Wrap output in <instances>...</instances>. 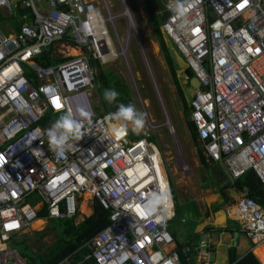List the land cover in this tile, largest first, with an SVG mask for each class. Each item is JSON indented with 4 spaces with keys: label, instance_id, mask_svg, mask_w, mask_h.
Masks as SVG:
<instances>
[{
    "label": "built area",
    "instance_id": "1",
    "mask_svg": "<svg viewBox=\"0 0 264 264\" xmlns=\"http://www.w3.org/2000/svg\"><path fill=\"white\" fill-rule=\"evenodd\" d=\"M121 1L124 10L113 15L106 0H46L45 13L38 9L42 0H22L31 20L16 35L0 29V264H30L13 244L43 211L50 220L74 218L88 192L90 207L98 202L109 211L110 224L79 248L87 252L82 260L72 255L58 264H180L168 231L174 216L169 172L152 142L153 133L163 130L172 139L169 117L156 123L145 116L141 132L116 137L111 114L103 106L97 115L91 105L101 86L94 63L104 68L123 62L131 69L134 39L149 67L127 1ZM13 2L0 0L1 23L17 17ZM176 4L170 0L162 8L161 32L199 78L191 119L202 154L207 164L224 166L231 181L253 170L264 184V0H199L183 19H177ZM118 20L125 23L122 36ZM50 49L55 51L48 57L58 61L40 63ZM68 108L78 120L83 108L92 123L84 122L86 134L61 157L49 151L46 130L53 122L44 119ZM181 172L191 170L183 166ZM157 193L164 196L162 211L147 213L144 205ZM234 209L247 239L264 246V206L243 198ZM208 245L199 247L202 264H213Z\"/></svg>",
    "mask_w": 264,
    "mask_h": 264
},
{
    "label": "rangeland",
    "instance_id": "2",
    "mask_svg": "<svg viewBox=\"0 0 264 264\" xmlns=\"http://www.w3.org/2000/svg\"><path fill=\"white\" fill-rule=\"evenodd\" d=\"M16 1L17 0H14V2ZM85 1L87 2L88 0ZM106 1L111 6L113 15H119L124 10L121 0ZM126 1L131 25L136 29V35L138 33L141 39L144 53L149 62V67L143 65L138 48L133 41L134 39H131V57L129 58L131 69H128L125 64L122 65L123 62L117 67L110 66L104 67L103 69L112 68L115 73L122 78L128 85L136 108L143 112L148 119L156 123H161L164 116L169 117V123L174 129L172 139H169L171 137L168 136L165 130L153 133L152 139V142L156 144L164 157L171 180L172 191H175L178 201L177 215L168 224V231L172 236H175L176 242L182 247L186 246L191 239L200 240L204 245H208L212 243L213 236L207 234L211 231L207 228H214L215 220L216 226H222V210L225 216L228 214L225 211V207L222 206L221 195L214 193L215 188H213L214 181L224 180L225 174L223 172L221 174L220 169H216L215 167L206 168L201 165L199 150L193 137H191L189 133L188 125H186V123L192 120L191 116L188 117L183 113L182 102L179 98L177 89L174 86L167 66L159 51V47L153 37L146 4L150 6V3H154L152 8L155 9L156 12H160V7H164L170 0ZM45 2L46 0H42V4H38L39 11L43 12L41 9H43L42 5ZM95 2L97 5L102 4V0H95ZM116 24L120 35H124L125 23L123 20ZM164 40L174 59L178 73L179 89L182 94H184L185 100H188L191 106L196 91L185 77V75H188V70L190 69L188 60L178 52L170 41L165 38ZM60 48L61 47H59V49ZM71 50L73 49H68L69 53H71ZM98 96V94H94L91 98V105L95 113L97 115L102 114L104 106L106 112L112 114V111L115 109L114 105H109V103L103 99V94H100V99H98ZM110 106L112 111L109 108ZM161 107L165 109L167 113H162L160 110ZM61 114L63 113H59L58 116L55 117V120L58 119ZM132 140L133 138L130 135L129 141ZM183 166H188L191 172L189 174H182L181 169ZM87 199L88 197L84 196L78 209V215H76L75 218H71L74 219L75 225L83 222V219L91 214V210H94V208H91L88 204ZM84 204L86 205V209H84L86 213H82ZM218 204H221V211L213 214L212 209ZM87 208H89V210ZM207 213L210 216L209 218H206ZM182 220H184V223H182ZM226 224L231 225L233 223L227 218ZM67 225L68 223L66 220L62 222V220H50L46 218L40 230L34 231L31 229L24 233L18 240V242L26 241L28 247L32 251L26 249V245L22 243L13 244V246L20 253L27 256H33V252H45L56 243L58 235L67 229ZM202 231V235H197L201 234ZM43 232H47V234L42 239L38 234H43ZM239 241L241 247L238 250V254L239 256H244V249L246 250L249 248L250 250L252 246L243 236H241ZM224 249L225 248H219L217 251L218 254H212L211 263L222 264L224 260L222 254Z\"/></svg>",
    "mask_w": 264,
    "mask_h": 264
},
{
    "label": "trees",
    "instance_id": "3",
    "mask_svg": "<svg viewBox=\"0 0 264 264\" xmlns=\"http://www.w3.org/2000/svg\"><path fill=\"white\" fill-rule=\"evenodd\" d=\"M152 5H154V3L153 4L150 3V6L146 4L147 14L152 26V33L154 40L156 41V44L159 47L161 56L163 57V60L167 66V69L174 83V86L177 89L179 98L182 102L183 113L186 116L190 117L192 116V108L189 104V101L185 100L184 94H182V92L179 89V82L177 79L178 73L175 67L174 59L173 56H171L169 48L165 44L164 36L162 35L161 32V25H162L161 16L159 15V12H156V10L152 8ZM161 8L162 7H160V9ZM61 9L65 10V7H62ZM51 51L52 49H50L49 52L41 56L40 58L41 61L39 60V62L43 64H50L52 63V61L57 62L58 61L57 59H51L48 57V54ZM94 66H97L99 71L98 81L101 85L99 89L100 94H103L104 90L109 88H115L116 91L119 93L117 100L113 104L115 109L112 111L111 106L109 107L113 113H115L118 110L117 106L120 103H124L125 105H127L128 103L134 104V100L133 97L131 96L128 85L122 80V78L119 75L115 73V71L112 68L103 69L99 65V63H94ZM188 75L192 79L195 77V73L193 72L192 69L188 70ZM189 83L191 85V81ZM56 116H58V114H54L53 112H50L46 115L44 121L54 122ZM186 125H188L189 133L191 137H193V140L199 150V159L201 165L206 168H210V167H215L216 169L221 168L220 171L222 174V167H219L218 165L210 166L209 164H207L206 159L202 154V148L199 143V134L196 124L191 120L188 123H186ZM225 175H226L225 180L223 182L224 185H222V179L216 180L214 181L213 188H215L214 190L215 193H219L221 197H223L226 203L233 202L235 204L241 197V198H252L253 200L257 201L261 206H264V184L261 182L260 178L253 170L248 171L244 176H242L241 178L235 181H231L229 179V176L227 174ZM171 190H172V186H171ZM172 194L175 204V216H176L178 201L174 190L172 191ZM220 206L221 204L214 206L212 212H218L220 210ZM206 216H207L206 218L209 217L208 213ZM45 217H46V212L45 211L41 212L40 218L43 219ZM66 222L68 223L67 229L58 235V239L52 247L47 249L45 252H41V253L33 252L34 253L33 256H27L25 254H22L27 258L30 264H58L64 258L72 255H75L76 261L82 260V258H84L87 255V252L83 251L79 253L78 252L79 248H81L91 238H94L98 233H100L110 224V212L106 211L98 202H95L94 210H92V213L88 217H85L83 219V222H81L78 225L74 224V219L66 220ZM46 234L47 232H43V234L39 233L38 235H40L41 238L43 239L46 236ZM193 236L197 237L196 235ZM173 238L175 240L176 252L180 256L181 264H193V262L185 261L186 258H184L181 255V250L183 247L176 242L174 235ZM192 241L193 240H190V242L186 244V246H190ZM18 243H22L26 245V249L31 250L28 247L26 241L17 242L15 244ZM231 255L233 258L231 261L232 264H261V263L264 264V249L259 251V253L257 254V257L261 263L255 258V256L251 252L239 262H237L236 260L237 259L236 251H232ZM83 264H95V261L88 259L84 261Z\"/></svg>",
    "mask_w": 264,
    "mask_h": 264
},
{
    "label": "clouds",
    "instance_id": "4",
    "mask_svg": "<svg viewBox=\"0 0 264 264\" xmlns=\"http://www.w3.org/2000/svg\"><path fill=\"white\" fill-rule=\"evenodd\" d=\"M81 1L86 2L85 0H81ZM198 2L199 0H183V2L177 0L176 7L174 9L177 14V19H183L187 11L195 7ZM86 3L97 5L95 0H88ZM162 8L160 9V12ZM65 11H69V9L65 7ZM71 49L76 50L74 48ZM118 96L119 93L116 91L115 88L105 89L103 92V99L106 100L109 103V105L114 104ZM56 107L59 108L57 105ZM117 108L118 110L115 113H112L108 117V119L112 122L110 124L111 135L120 137L126 135L129 130L132 131L133 133H139L144 129L146 123L145 114L139 111L136 108L135 104L128 103L127 105H125L124 103H120L117 106ZM77 112L81 119L79 120L76 119L75 116L73 115L71 108H68L46 130L49 151L56 154L57 156H61V157L64 156L67 151L75 147L77 141H80L82 139V137L86 134L84 131H82L85 127V123H84L85 121L89 125H91L92 123V118L90 114L87 111H85L83 108L77 109ZM170 186H171V180H170ZM168 198L170 199V195ZM163 200H164V196L158 193L154 194L153 197H150L146 201L144 205L145 211L147 213H156L158 211H162L160 205L162 204ZM173 206H174V200H173ZM174 217H175V210H174V216L171 218V220L174 219ZM45 218L43 219L39 218V220H42V222L44 223Z\"/></svg>",
    "mask_w": 264,
    "mask_h": 264
},
{
    "label": "crops",
    "instance_id": "5",
    "mask_svg": "<svg viewBox=\"0 0 264 264\" xmlns=\"http://www.w3.org/2000/svg\"><path fill=\"white\" fill-rule=\"evenodd\" d=\"M21 1L22 0H17L15 3H13V8L15 10V13L18 14L17 17L16 18H13L11 20L2 19V23L3 24L0 22V29L2 30V32L4 33V35H16V33H18V31L22 28V26H24L25 24H27L31 20V17H30L31 15H24L23 14L22 8L20 6L21 5ZM42 8H43V9H41L43 11L42 13H45V12H48L49 11V7L47 6L46 2L42 5ZM71 51H75L76 53L78 52L76 50H71ZM40 58L38 60H40ZM52 63H54V61H52ZM52 63H50V64H52ZM97 94L100 96V92L99 91H98ZM191 108H192V104H191ZM210 166H212V165H210ZM218 166L219 167H222V172L224 174H227V171H226V169H225L224 166H222V165H218ZM219 169L221 170V168H219ZM225 176L226 175H224V180H225ZM224 180H222V185H224V183H223ZM241 199H243V198L240 197L239 200H241ZM223 200L224 199L222 197V206L225 207V211L228 214H227V216H225L224 211L222 210V226H220V227L219 226H216V220H215V223H214L215 224V227L214 228H207L208 230H211L207 234H211V236H213L212 243H209L208 247H206V250H205L206 253H209L210 260H211L212 254H214V255L215 254H218L217 251H218L219 248H225L224 249V252L222 253L223 254V258H224V260L222 261V264H232L231 263V261L233 259L232 258V255H231V252L232 251H236V258H237L236 260H237V262H239L240 260H242L250 252L259 261V259L257 257V254L262 249L261 250L258 249L259 246L258 247H255V245L252 244L247 239V237L245 236V234L242 232L240 224L238 222H236L235 218H231L230 217V213H231L232 209H234V205H236L237 202L235 204L233 202L226 203L225 200L224 201ZM174 210H175V204H174ZM219 211H221V209ZM212 213L213 214H216L217 212H212ZM227 218L233 224H231V225L226 224ZM182 223H184V220H182ZM202 234H203V231L201 232V234H198V235H202ZM236 235H238L237 238H236ZM241 236L245 237V239L247 240V242H250V244L252 246V249H250V250H249V248L246 249V250L244 249V254H243L244 256H239V254H238V250L241 247V244H240V241H239L240 238H241ZM191 240H193V239H191ZM197 241H199V242H197ZM203 245H204L203 242H201L200 240L194 239L191 242L190 246H184L182 248L181 255L184 258H186V260H185L186 262H193V264H202L201 263V260H202L203 257H202V254L200 253V248L199 247H201ZM184 249H186V251H183ZM180 264H181V261H180ZM214 264H217V263H214Z\"/></svg>",
    "mask_w": 264,
    "mask_h": 264
},
{
    "label": "bare ground",
    "instance_id": "6",
    "mask_svg": "<svg viewBox=\"0 0 264 264\" xmlns=\"http://www.w3.org/2000/svg\"><path fill=\"white\" fill-rule=\"evenodd\" d=\"M76 52L75 51H71V55H74ZM85 196H87L88 198H89V196H90V193L88 192V193H86L85 194ZM86 203V202H85ZM83 211H82V213H86V211L84 210V209H86V205L84 204L83 205ZM88 210H89V208H87ZM81 211V210H80ZM90 214V213H89ZM230 216H231V218H236V216H237V212L235 211V209H232V211H231V213H230ZM44 225V223L42 222V220H37V222L34 224V226L32 227V230H40L41 228H42V226ZM258 249H264V246H259V248Z\"/></svg>",
    "mask_w": 264,
    "mask_h": 264
},
{
    "label": "water",
    "instance_id": "7",
    "mask_svg": "<svg viewBox=\"0 0 264 264\" xmlns=\"http://www.w3.org/2000/svg\"><path fill=\"white\" fill-rule=\"evenodd\" d=\"M191 85L192 87L195 89V91H200V82H199V78L198 77H194L191 81ZM238 235H236V238H237Z\"/></svg>",
    "mask_w": 264,
    "mask_h": 264
},
{
    "label": "snow or ice",
    "instance_id": "8",
    "mask_svg": "<svg viewBox=\"0 0 264 264\" xmlns=\"http://www.w3.org/2000/svg\"><path fill=\"white\" fill-rule=\"evenodd\" d=\"M57 106H58V107H60V105H59V104H57Z\"/></svg>",
    "mask_w": 264,
    "mask_h": 264
}]
</instances>
